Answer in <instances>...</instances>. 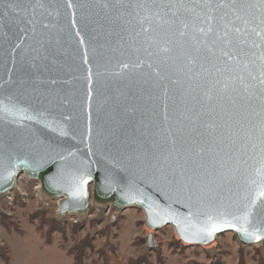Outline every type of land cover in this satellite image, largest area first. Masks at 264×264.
Returning <instances> with one entry per match:
<instances>
[{
    "label": "water",
    "instance_id": "obj_1",
    "mask_svg": "<svg viewBox=\"0 0 264 264\" xmlns=\"http://www.w3.org/2000/svg\"><path fill=\"white\" fill-rule=\"evenodd\" d=\"M20 175L59 218L264 244V0H0V199Z\"/></svg>",
    "mask_w": 264,
    "mask_h": 264
},
{
    "label": "rangeland",
    "instance_id": "obj_2",
    "mask_svg": "<svg viewBox=\"0 0 264 264\" xmlns=\"http://www.w3.org/2000/svg\"><path fill=\"white\" fill-rule=\"evenodd\" d=\"M35 186L21 175L19 191L0 199V252L9 257L8 264H73L66 252L82 240L83 264H264L263 243L242 245L225 232L205 246L185 245L170 226L149 229L138 208L112 215L91 206L82 217L59 218L57 200L44 205ZM149 233L155 248L146 246Z\"/></svg>",
    "mask_w": 264,
    "mask_h": 264
},
{
    "label": "trees",
    "instance_id": "obj_3",
    "mask_svg": "<svg viewBox=\"0 0 264 264\" xmlns=\"http://www.w3.org/2000/svg\"><path fill=\"white\" fill-rule=\"evenodd\" d=\"M39 229L41 230V227L39 226ZM49 229L46 232V243H50V237L49 233L51 232ZM84 241H80L77 245L72 246L69 248L66 252V254L71 255L73 259V264H83V258H84ZM0 259L4 262V264H8L9 262V257L4 255L3 253L0 252Z\"/></svg>",
    "mask_w": 264,
    "mask_h": 264
},
{
    "label": "bare ground",
    "instance_id": "obj_4",
    "mask_svg": "<svg viewBox=\"0 0 264 264\" xmlns=\"http://www.w3.org/2000/svg\"><path fill=\"white\" fill-rule=\"evenodd\" d=\"M31 182H32V181H31ZM16 183H17V180H16ZM32 183H35V184L38 186V187H37V188H38V194L40 195V192H39V188H40L39 186H40V184H39L38 182H32ZM16 190H18L17 187H15L11 192H9L8 195H13V194L16 192ZM18 191H19V190H18ZM18 191H17V192H18ZM40 198H41V196H40ZM41 200L44 202V205H46L47 202L49 201V200H44V199H42V198H41ZM57 201H58V200H57ZM57 201H56V202H57ZM98 209H102V208H98ZM104 210H105V209H104ZM107 211H108V213H110V214H112V215L115 214V212L112 211V210H110V209H107L106 212H107Z\"/></svg>",
    "mask_w": 264,
    "mask_h": 264
},
{
    "label": "built area",
    "instance_id": "obj_5",
    "mask_svg": "<svg viewBox=\"0 0 264 264\" xmlns=\"http://www.w3.org/2000/svg\"><path fill=\"white\" fill-rule=\"evenodd\" d=\"M21 179V175L17 178V182L19 181ZM17 184V183H16ZM38 186L36 185L35 187H34V189L37 191V193H38V188H37ZM15 194V193H14ZM13 194V195H14ZM13 195H5L4 197H6V198H9V199H11L12 197H13Z\"/></svg>",
    "mask_w": 264,
    "mask_h": 264
}]
</instances>
